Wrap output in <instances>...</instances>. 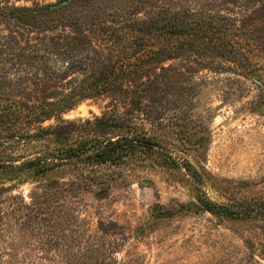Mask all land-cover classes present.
Masks as SVG:
<instances>
[{"label":"trees","instance_id":"1","mask_svg":"<svg viewBox=\"0 0 264 264\" xmlns=\"http://www.w3.org/2000/svg\"><path fill=\"white\" fill-rule=\"evenodd\" d=\"M225 5L246 13H224ZM263 50L264 0H59L36 7L0 2V228L14 216L23 219L20 226H43L49 241L40 250L56 254L50 264H125L101 238L86 246L76 232L75 241L61 238V222L42 219L41 204L13 193L67 164L121 165L155 152L157 139L139 133L131 112L119 106L142 112L157 97L174 96L170 87L179 69L167 63L195 55L201 69L234 70L262 82L251 55ZM216 62L223 68L210 66ZM104 96L126 99H115V112L94 121L64 120L85 101ZM44 141L54 148L15 155ZM165 164L175 162L167 157ZM194 206L234 219L250 215L203 194ZM166 215L153 210L158 218ZM0 264L36 263L0 256Z\"/></svg>","mask_w":264,"mask_h":264},{"label":"rangeland","instance_id":"2","mask_svg":"<svg viewBox=\"0 0 264 264\" xmlns=\"http://www.w3.org/2000/svg\"><path fill=\"white\" fill-rule=\"evenodd\" d=\"M57 1L0 0L15 7ZM221 8L236 16L246 13L231 5ZM251 56L262 82L234 70L201 69L195 55L167 63L179 69L170 87L174 96L157 97L142 112L119 106L122 113L131 112L139 133L157 139L155 152L136 154L121 165L67 164L28 180L13 194L41 204L42 219L61 222V238L78 237L85 246L101 238L125 264H264V50ZM220 64L210 66L223 68ZM117 98L85 101L64 120L79 124L110 115ZM53 148L44 141L15 155ZM167 157L175 164H165ZM199 194L250 215L234 219L201 211L194 206ZM154 208L167 215L153 216ZM14 217L0 228L2 259L50 264L56 254L40 250L49 241L43 226H20L23 219Z\"/></svg>","mask_w":264,"mask_h":264}]
</instances>
